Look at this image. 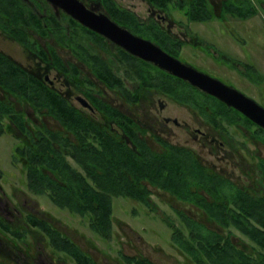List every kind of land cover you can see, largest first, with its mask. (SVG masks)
<instances>
[{"label": "flooded vegetation", "instance_id": "af4514ba", "mask_svg": "<svg viewBox=\"0 0 264 264\" xmlns=\"http://www.w3.org/2000/svg\"><path fill=\"white\" fill-rule=\"evenodd\" d=\"M0 1H11L16 4L4 8L3 11L0 10V56L11 61L16 68L34 78L44 88L51 90L62 100H66L71 116L77 115L86 122L87 134L90 135L89 141L86 142L87 146L103 147L106 140L104 134H107L117 140L118 146L123 145L141 158H143L142 154L149 158L156 155L160 156V163L169 164L175 160L184 159L185 161L186 155H192L190 160L194 159L200 168L207 170L209 175H218L236 185L254 187L255 181L260 179V166L264 165V157L261 154V146L264 147L262 127L217 97L202 91L188 81L169 74L154 63L145 61L109 38L91 30L76 19L73 13L67 11L71 9L70 3L77 1L92 15L107 17L134 37L153 43L183 65L208 75L227 87L236 89L264 108V102L256 101L223 78L210 75L182 57L183 47L191 46L192 43L201 52L210 54L213 50V58L217 65H224L248 82L261 86L264 76L258 67L241 63L239 59H231L211 43L203 40L199 34L197 35L201 41L195 38L193 29L190 28L192 23L197 22L216 20L225 23L227 19L224 16L238 19L229 10V4H238L244 10L255 11L251 17L239 18L241 21L252 19L259 14L252 2L222 0L218 8L212 0H138L147 6V17H142L133 7L126 6V1L133 4L135 0ZM6 10H10V14ZM173 10L179 11L190 27L183 20L175 22ZM198 13L210 14L211 18L208 20L191 18ZM175 28L180 29L181 35L173 34L172 31ZM181 36L182 39L179 38ZM6 43L18 47L23 53L25 62L6 53L2 48ZM8 100L14 104L15 111L25 115L35 129L40 131L63 129L59 121L45 109L37 107L38 109L35 110L26 104H21L0 87V101H7L9 104ZM170 102L179 107L188 108L193 124L168 115L166 111ZM1 114L4 116L3 124L6 128L3 134L11 135L17 148L21 145L20 139H25L27 136L15 128L7 111L4 110ZM251 128L252 134L249 133ZM175 129L186 132L192 140L182 143ZM233 131L244 132V141H237ZM69 137L76 142L73 134H69ZM251 145L259 148L260 151L251 152L249 147ZM144 150L145 152L142 153ZM247 158L251 160L249 165L246 163ZM69 161L75 165L71 157ZM224 164L232 172H227V169L223 168ZM15 165L20 166L27 174L23 163ZM257 174H259L258 178ZM1 175L3 176L2 173ZM27 191L39 198L40 204H42L40 196H46L53 204L51 206L74 215L66 208L58 206L46 194L33 193L28 187V181ZM0 192L1 261L7 260L9 264H68L69 260L77 264L72 253L54 247L68 243L74 244L87 254L94 264H97L77 243L64 235L45 213L35 211L28 214L24 229L15 227L14 219L21 217L19 208L15 207L12 201L14 199L18 201L17 190L12 188L9 194L0 187ZM151 192L152 196L154 190L151 189ZM163 192L176 199L171 193ZM118 198L138 202L128 197H117L113 199V208L114 200ZM176 200L189 207V211L196 210L201 215L202 211L198 206ZM149 201L150 207L141 202L138 203L151 209V197ZM25 204L23 203L24 206ZM177 212L183 224L180 213L193 218L183 211ZM30 217L33 220H30ZM162 222L170 229L169 222L172 221L168 217L163 216ZM208 222L218 228L217 224ZM87 226L90 229L88 222ZM50 231H55L59 236H49L47 233ZM90 231L93 232L91 229ZM30 233L34 234L30 237L31 244L27 241ZM36 235H40V240ZM8 236L21 243L24 246L23 249L11 247L10 244H14L10 242ZM173 243L175 244L174 241ZM48 248L51 249V253L48 252ZM184 255L192 262L186 254ZM126 256L144 257L157 264L144 255H122L124 264H126L124 261Z\"/></svg>", "mask_w": 264, "mask_h": 264}, {"label": "trees", "instance_id": "16d2710c", "mask_svg": "<svg viewBox=\"0 0 264 264\" xmlns=\"http://www.w3.org/2000/svg\"><path fill=\"white\" fill-rule=\"evenodd\" d=\"M10 5L16 4L0 1V10ZM229 10L238 18L251 17L255 12L244 10L238 4H229ZM6 11L10 14V10ZM196 16L191 18H211L210 14L198 13ZM0 87L21 104L35 110L37 107L45 109L63 128L59 131L35 129L25 115L15 111L12 102L0 101V135L6 132L1 114L5 110L15 128L27 136L20 139L14 161L15 164L23 163L27 169L29 189L35 194H46L61 208L82 217L100 238L106 241L112 238L114 198L128 197L150 207V188H155L198 206L208 221L217 224L219 230H213L182 213L185 230L169 222L173 241L193 264H264L263 164L260 179L255 181L254 187H247L218 175H209L194 159L190 160L192 155H186L185 161L163 164L159 162L160 156H136L123 145L118 146L117 140L107 134H104L103 147L87 146L90 135L84 119L71 116L66 100L2 56ZM69 134L74 135L76 142ZM234 231L250 244L238 238ZM47 234L59 236L55 231ZM54 247L72 253L77 264H94L74 244ZM124 261L126 264H154L144 257L126 256Z\"/></svg>", "mask_w": 264, "mask_h": 264}, {"label": "rangeland", "instance_id": "374dc122", "mask_svg": "<svg viewBox=\"0 0 264 264\" xmlns=\"http://www.w3.org/2000/svg\"><path fill=\"white\" fill-rule=\"evenodd\" d=\"M212 1L220 8L222 0ZM248 2L254 4L259 14L247 21L224 16L227 19L225 23L216 20L202 23L197 22L192 23L190 27L188 21L185 20L179 11L173 10L172 15L175 22L183 20L186 25L192 28L193 34H195V38L198 40L200 39L197 34L231 59H239L241 63L255 65L264 76V0H249ZM125 3L126 6L133 7L140 16L147 17V6L145 4H142L138 0L133 1V4L129 1ZM179 30L175 28L172 32L178 36L180 34ZM179 38L182 39V36ZM188 44H191V42ZM193 45L195 44L192 43L191 46L183 47L182 57L185 61L195 67H201V70H205V72L214 77L223 78L229 84L248 94L256 101L264 102V80L261 82V86H256L224 65H217L213 58V50L210 51V54H207L196 49ZM2 48L6 53L17 58L19 61L25 62L22 57V51L15 45L6 43ZM170 103L166 111L168 115L193 124L190 111L187 110L188 108H182L172 102ZM175 132L181 137L182 143L192 140L182 130L175 129ZM252 132V128L249 129V133L252 134ZM233 133L237 141H244V132L233 131ZM249 147L251 152L259 150V148H255L253 145ZM15 148L16 143L11 135H0V172L3 174V176L0 174V187L9 194L11 189L15 188L19 197L18 201L16 199L12 200L14 206L19 208L21 212V217L14 219V226L18 227V229H24L28 214H32L35 211L45 213L55 222L64 235L77 243L97 264H124L122 255H144L157 264H192L193 262H190L178 249L176 244L173 243L172 231L162 222L163 216L168 217L176 226L185 230V226L177 211L188 213L194 219L205 223L211 229L219 230L216 225L210 224L196 210L189 211V207L187 208L172 196L151 188L154 190L151 196V209L141 203L127 199L118 198L114 200L113 238L108 242L103 241L90 231L85 220L51 206L53 204L46 196H40L42 203L40 204L39 198L27 191L26 171L14 163ZM261 154L264 157V147L262 146ZM247 160L248 162L246 161V163L249 165L251 160L248 158ZM223 168H226L227 172H232L225 164ZM11 184L13 186H10ZM20 190L24 192L21 193ZM234 232L238 238L250 244L248 239L244 238L237 231ZM33 235L32 233L28 234L27 241H29V244L32 243L30 237H33ZM36 236L40 240V235ZM8 238L14 244H10L11 247L15 249L16 246L18 249H23L24 246L21 243H18L9 236ZM39 240L37 241L38 243L40 242ZM48 249V252L51 253V249ZM0 264L9 263L7 260H0ZM68 264L74 263L68 260Z\"/></svg>", "mask_w": 264, "mask_h": 264}, {"label": "water", "instance_id": "95a60500", "mask_svg": "<svg viewBox=\"0 0 264 264\" xmlns=\"http://www.w3.org/2000/svg\"><path fill=\"white\" fill-rule=\"evenodd\" d=\"M70 4L72 6L70 10H67L68 13H73L72 15L76 19L91 30L109 38L145 61L154 63V65L169 74L188 81L202 91L217 97L264 129V108L259 106L255 101L245 97L236 89L227 87L208 75L183 65L153 43L136 38L129 32L119 28L107 17L92 15L77 1H73Z\"/></svg>", "mask_w": 264, "mask_h": 264}]
</instances>
